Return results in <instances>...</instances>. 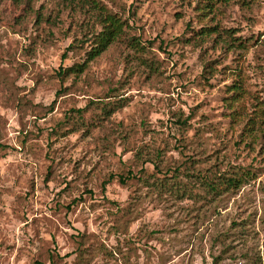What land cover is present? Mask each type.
Wrapping results in <instances>:
<instances>
[{
  "label": "rangeland",
  "instance_id": "obj_1",
  "mask_svg": "<svg viewBox=\"0 0 264 264\" xmlns=\"http://www.w3.org/2000/svg\"><path fill=\"white\" fill-rule=\"evenodd\" d=\"M254 110L264 0H0V264H264Z\"/></svg>",
  "mask_w": 264,
  "mask_h": 264
},
{
  "label": "trees",
  "instance_id": "obj_2",
  "mask_svg": "<svg viewBox=\"0 0 264 264\" xmlns=\"http://www.w3.org/2000/svg\"><path fill=\"white\" fill-rule=\"evenodd\" d=\"M103 12L102 8H100ZM101 24H102V31L99 32L95 38H94V45L90 51L86 53V58L83 63L79 65H74L72 68L59 70L58 76L59 77H65L69 74L78 75L85 71V68L87 65L98 58L102 53H104L107 48L116 41L123 33V22L119 17H117L114 14H109L107 12L103 13V17L101 18ZM212 32V30H206L204 33H201L202 35L206 36L209 35ZM199 35V34H198ZM241 45V44H240ZM70 48V47H69ZM68 48V49H69ZM66 56V53L62 55V59H64ZM231 91L234 94H239L242 91V88L240 84L232 85ZM79 112V111H78ZM80 113V112H79ZM184 124V122H180ZM258 127L259 129L264 127V111L260 110H254L252 112V117H250L247 120V124L244 128V132L251 135L254 130ZM120 181L123 182V179L120 178ZM240 180L231 178L227 180V185L229 187H235L237 183H239Z\"/></svg>",
  "mask_w": 264,
  "mask_h": 264
}]
</instances>
